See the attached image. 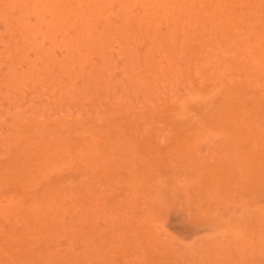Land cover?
<instances>
[{
	"label": "rangeland",
	"instance_id": "obj_1",
	"mask_svg": "<svg viewBox=\"0 0 264 264\" xmlns=\"http://www.w3.org/2000/svg\"><path fill=\"white\" fill-rule=\"evenodd\" d=\"M0 264H264V0H0Z\"/></svg>",
	"mask_w": 264,
	"mask_h": 264
}]
</instances>
